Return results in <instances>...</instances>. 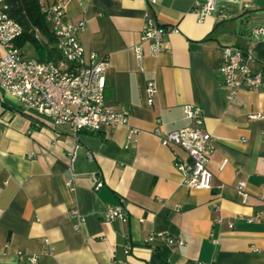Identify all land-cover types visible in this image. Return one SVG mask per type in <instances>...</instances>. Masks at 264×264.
I'll return each mask as SVG.
<instances>
[{
	"label": "crops",
	"instance_id": "crops-1",
	"mask_svg": "<svg viewBox=\"0 0 264 264\" xmlns=\"http://www.w3.org/2000/svg\"><path fill=\"white\" fill-rule=\"evenodd\" d=\"M195 1L64 0L67 21L85 22L80 44L108 59L105 100L128 124L54 131L0 87V264H264V218L249 222L264 212V87L229 103L218 73L228 46L251 52L250 67L264 70V39L252 36L264 26V0H216L204 21L192 11ZM147 17L177 29L158 55L141 42ZM186 105L202 109V130L213 138L212 190L187 188L175 167L185 152L155 134L158 126L163 133L192 126ZM130 130L137 134L129 141ZM95 180L104 184L99 190ZM116 206L127 210V223L106 220ZM160 232L185 244L159 240L152 250L146 241Z\"/></svg>",
	"mask_w": 264,
	"mask_h": 264
},
{
	"label": "built area",
	"instance_id": "built-area-1",
	"mask_svg": "<svg viewBox=\"0 0 264 264\" xmlns=\"http://www.w3.org/2000/svg\"><path fill=\"white\" fill-rule=\"evenodd\" d=\"M156 4L157 0H148ZM42 12L57 38L56 50L61 57L59 63L39 61L29 58L17 41L23 34V27L10 14L7 0H0V87L4 93L14 98L26 113L35 112L51 121L52 130L68 125L76 134L82 130L99 131L102 127L116 128L127 126L128 115L105 100V74L109 67L106 58H100L95 52H87L79 41V33L84 29L85 22L72 24L66 19L64 0H40ZM250 5L246 4L245 9ZM193 13L199 21H204L217 11L216 0H196ZM220 20L226 16L218 15ZM154 18H146V27L142 32L141 42H149L154 55L166 49L165 38L169 33ZM256 40L264 39V26L252 31ZM136 53L142 58V48L138 46ZM253 60L251 52L239 47L228 46L222 49V63L218 69L221 83L228 89L227 101L232 102L242 90L259 91L264 87V70L255 71L250 67ZM148 105L152 106L156 87L151 82L147 89ZM184 115L192 122V126L170 133H163L160 126L155 130L162 145L183 150L187 159L177 158L175 167L184 176V185L191 190H212L214 176L209 169L210 157L214 152L213 138L202 130L204 116L202 109L184 106ZM259 117V116H257ZM130 130L129 141L136 136ZM74 155L71 161H74ZM103 182L95 180V189L103 187ZM73 186V180L68 181ZM236 190L243 204L248 203L249 193L246 183L239 181ZM71 214L80 223L83 222L79 212ZM264 218V212L249 219ZM108 222L121 221L127 223L129 214L123 206L110 207L107 210ZM159 240L169 245L183 246V239L173 238L167 232L154 233L146 241L155 250ZM36 257L29 258L31 263Z\"/></svg>",
	"mask_w": 264,
	"mask_h": 264
},
{
	"label": "trees",
	"instance_id": "trees-1",
	"mask_svg": "<svg viewBox=\"0 0 264 264\" xmlns=\"http://www.w3.org/2000/svg\"><path fill=\"white\" fill-rule=\"evenodd\" d=\"M11 17L23 27V34L17 45L21 49L30 44L39 61L60 59L55 46L57 38L42 12L40 0H7Z\"/></svg>",
	"mask_w": 264,
	"mask_h": 264
},
{
	"label": "rangeland",
	"instance_id": "rangeland-1",
	"mask_svg": "<svg viewBox=\"0 0 264 264\" xmlns=\"http://www.w3.org/2000/svg\"><path fill=\"white\" fill-rule=\"evenodd\" d=\"M24 53L26 54V56H28L30 58H36V56H37L34 48L30 44L25 46Z\"/></svg>",
	"mask_w": 264,
	"mask_h": 264
}]
</instances>
